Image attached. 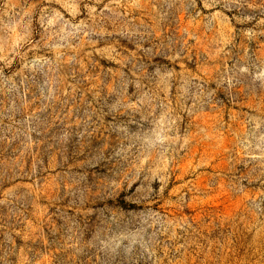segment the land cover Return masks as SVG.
<instances>
[{
	"label": "rangeland",
	"instance_id": "rangeland-1",
	"mask_svg": "<svg viewBox=\"0 0 264 264\" xmlns=\"http://www.w3.org/2000/svg\"><path fill=\"white\" fill-rule=\"evenodd\" d=\"M0 264H264V0H0Z\"/></svg>",
	"mask_w": 264,
	"mask_h": 264
}]
</instances>
